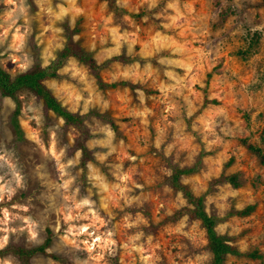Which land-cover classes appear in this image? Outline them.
I'll use <instances>...</instances> for the list:
<instances>
[{
  "label": "clouds",
  "instance_id": "clouds-1",
  "mask_svg": "<svg viewBox=\"0 0 264 264\" xmlns=\"http://www.w3.org/2000/svg\"><path fill=\"white\" fill-rule=\"evenodd\" d=\"M0 132V264H264V0H0Z\"/></svg>",
  "mask_w": 264,
  "mask_h": 264
},
{
  "label": "trees",
  "instance_id": "trees-1",
  "mask_svg": "<svg viewBox=\"0 0 264 264\" xmlns=\"http://www.w3.org/2000/svg\"><path fill=\"white\" fill-rule=\"evenodd\" d=\"M29 79L31 80V78H29ZM70 119H71V118H70ZM14 123H15V122H14V119H13V120L11 121V123H10V124H11V127L14 126Z\"/></svg>",
  "mask_w": 264,
  "mask_h": 264
},
{
  "label": "rangeland",
  "instance_id": "rangeland-1",
  "mask_svg": "<svg viewBox=\"0 0 264 264\" xmlns=\"http://www.w3.org/2000/svg\"><path fill=\"white\" fill-rule=\"evenodd\" d=\"M9 127H11V124L9 125ZM0 134H2V132H0Z\"/></svg>",
  "mask_w": 264,
  "mask_h": 264
}]
</instances>
